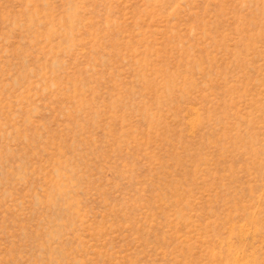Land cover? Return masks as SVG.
Here are the masks:
<instances>
[{
    "label": "rangeland",
    "instance_id": "rangeland-1",
    "mask_svg": "<svg viewBox=\"0 0 264 264\" xmlns=\"http://www.w3.org/2000/svg\"><path fill=\"white\" fill-rule=\"evenodd\" d=\"M0 264H264V0H0Z\"/></svg>",
    "mask_w": 264,
    "mask_h": 264
}]
</instances>
